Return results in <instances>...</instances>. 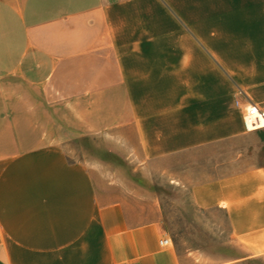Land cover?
<instances>
[{
  "label": "crops",
  "instance_id": "0c3cea01",
  "mask_svg": "<svg viewBox=\"0 0 264 264\" xmlns=\"http://www.w3.org/2000/svg\"><path fill=\"white\" fill-rule=\"evenodd\" d=\"M247 106L264 110V0H0V264L264 260V128H245ZM99 137L140 169L198 163L190 199L225 213V254L160 245L153 196L146 217L101 201L81 144Z\"/></svg>",
  "mask_w": 264,
  "mask_h": 264
},
{
  "label": "rangeland",
  "instance_id": "374dc122",
  "mask_svg": "<svg viewBox=\"0 0 264 264\" xmlns=\"http://www.w3.org/2000/svg\"><path fill=\"white\" fill-rule=\"evenodd\" d=\"M81 144L95 162L93 175L101 201L107 203L125 196L129 205H143L145 210L141 216L146 217L153 196L160 205L163 229L178 253L199 252L213 258L225 254L224 245L229 239L225 213L219 209L200 210L190 199L187 180L190 183L205 177L197 172L198 163H186L184 156L140 169L141 166L132 156V148L120 151L113 148L116 147V139L99 137L82 141ZM70 154L83 160L80 151ZM250 264H264V260Z\"/></svg>",
  "mask_w": 264,
  "mask_h": 264
},
{
  "label": "built area",
  "instance_id": "2783aa9c",
  "mask_svg": "<svg viewBox=\"0 0 264 264\" xmlns=\"http://www.w3.org/2000/svg\"><path fill=\"white\" fill-rule=\"evenodd\" d=\"M244 118L245 128L247 130L264 128V110L260 111L255 106H247ZM159 244L164 247L172 246V241L167 237L162 239Z\"/></svg>",
  "mask_w": 264,
  "mask_h": 264
}]
</instances>
